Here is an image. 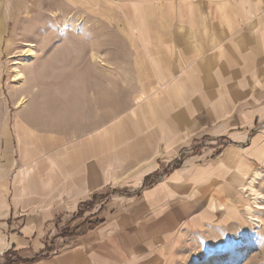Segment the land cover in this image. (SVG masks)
I'll use <instances>...</instances> for the list:
<instances>
[{"label": "crops", "instance_id": "crops-1", "mask_svg": "<svg viewBox=\"0 0 264 264\" xmlns=\"http://www.w3.org/2000/svg\"><path fill=\"white\" fill-rule=\"evenodd\" d=\"M159 8L132 43L128 112L75 138L12 137L0 264H186L183 237L245 221L264 167V0Z\"/></svg>", "mask_w": 264, "mask_h": 264}, {"label": "rangeland", "instance_id": "rangeland-1", "mask_svg": "<svg viewBox=\"0 0 264 264\" xmlns=\"http://www.w3.org/2000/svg\"><path fill=\"white\" fill-rule=\"evenodd\" d=\"M162 3L0 0V176L9 159L14 163L12 137L21 132L75 138L104 125L99 113L112 121L129 111L140 86L132 43L148 36L151 11ZM90 108L91 122L83 123ZM262 183L255 188L264 195ZM250 197L242 224L183 237L177 259L264 264V199Z\"/></svg>", "mask_w": 264, "mask_h": 264}, {"label": "built area", "instance_id": "built-area-1", "mask_svg": "<svg viewBox=\"0 0 264 264\" xmlns=\"http://www.w3.org/2000/svg\"><path fill=\"white\" fill-rule=\"evenodd\" d=\"M187 151H188V150H184V149H183V150L180 152V156L182 157L184 154L187 153ZM263 171H264V169H263ZM263 171H260V173L262 174V176H261V177H256L254 183L251 184L252 186H255V184H259V180H262V182H263V183H262V187H264V172H263ZM246 191H247L250 195H252V196L254 197L253 199H264V195L261 194L260 192H257L256 196H254L255 194L251 192L250 187H246ZM259 202H260V201H259ZM256 208H257V207H256ZM257 209H258V208H257ZM259 210H261V209H259ZM259 212L262 213V211H259ZM257 213H258V212H257ZM254 218H258V220H254V222H256L255 224H257L258 222H260L258 216H254Z\"/></svg>", "mask_w": 264, "mask_h": 264}, {"label": "bare ground", "instance_id": "bare-ground-1", "mask_svg": "<svg viewBox=\"0 0 264 264\" xmlns=\"http://www.w3.org/2000/svg\"><path fill=\"white\" fill-rule=\"evenodd\" d=\"M27 53H29L30 56H32V53H33V52L29 49V50H27ZM97 60H100V58L97 59ZM19 74H20V73H19ZM18 77L20 78V77H22V76H18ZM260 175H262V174H261L260 172H258V173H257V176H260ZM250 188H251L250 190L252 191V193L257 194V191H256L255 186H252V185H251ZM256 203H258V202H256ZM258 206H260V205L258 204Z\"/></svg>", "mask_w": 264, "mask_h": 264}, {"label": "trees", "instance_id": "trees-1", "mask_svg": "<svg viewBox=\"0 0 264 264\" xmlns=\"http://www.w3.org/2000/svg\"><path fill=\"white\" fill-rule=\"evenodd\" d=\"M98 224H99V222L96 221V223H94V225H91L90 228H93V227H95ZM14 263H19V261H7L5 264H14Z\"/></svg>", "mask_w": 264, "mask_h": 264}]
</instances>
